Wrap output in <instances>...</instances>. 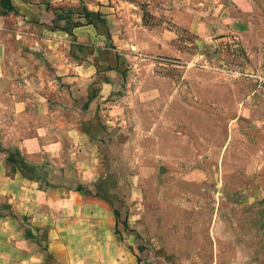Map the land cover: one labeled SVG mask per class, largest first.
Here are the masks:
<instances>
[{"label": "crops", "instance_id": "1", "mask_svg": "<svg viewBox=\"0 0 264 264\" xmlns=\"http://www.w3.org/2000/svg\"><path fill=\"white\" fill-rule=\"evenodd\" d=\"M67 1L76 19L65 0L0 8V204L12 212L0 264H143L104 194L144 193L155 165L182 182L183 161L194 184L215 152L237 204L253 195L264 219V0H144L152 24L108 0ZM221 41L241 50L234 72L203 52Z\"/></svg>", "mask_w": 264, "mask_h": 264}, {"label": "rangeland", "instance_id": "2", "mask_svg": "<svg viewBox=\"0 0 264 264\" xmlns=\"http://www.w3.org/2000/svg\"><path fill=\"white\" fill-rule=\"evenodd\" d=\"M108 1L118 4L123 10L138 11L144 15L145 23H155L156 17L147 11L148 4L144 0ZM67 2L65 0V15L68 19H76L79 13ZM181 38L183 49L190 52L186 43L188 38L184 34ZM240 51L229 41H221L217 47L203 50L206 56H216L214 68L233 72L237 67L233 60H237ZM171 75L175 77L179 74L175 72ZM207 158L208 161L204 157L199 158L197 169H208L209 176L193 178V182L197 181L194 184L189 183V177L184 173L195 166L183 161L176 167V172L183 176L182 182L175 184V176H159L155 165L149 170L151 175L142 177L143 181L139 179L144 185V193H127L126 185L121 184L118 186L120 192L104 194L115 207L119 221L128 219L127 231L130 235L127 240L135 247L143 264H264V219L262 215L254 217L253 213L254 201L258 200L252 195L250 208L237 204L238 195L241 196L237 193V178L226 177L224 182L219 172L221 162L217 152ZM232 158L225 163L227 169H236L239 165ZM117 163L121 164V161ZM153 172L156 174L153 175ZM224 185L228 186L225 191ZM239 208L245 214L241 215ZM0 213L2 216L12 215L11 209H0ZM251 222L258 225L262 222L256 226V232L251 230ZM246 232L253 237L247 239L246 235L244 240ZM228 234L234 235L233 239H228Z\"/></svg>", "mask_w": 264, "mask_h": 264}, {"label": "trees", "instance_id": "3", "mask_svg": "<svg viewBox=\"0 0 264 264\" xmlns=\"http://www.w3.org/2000/svg\"><path fill=\"white\" fill-rule=\"evenodd\" d=\"M0 8L4 9V10H7V11L12 10V7L10 5V0H0ZM85 15H86L87 18H95L96 21H98L100 23H104L103 20L97 14H88V13H86ZM0 209L10 210V207L8 205L4 204L3 206H0ZM2 215L3 214L0 213V216H2ZM115 216H117V212L116 211H115Z\"/></svg>", "mask_w": 264, "mask_h": 264}, {"label": "built area", "instance_id": "4", "mask_svg": "<svg viewBox=\"0 0 264 264\" xmlns=\"http://www.w3.org/2000/svg\"><path fill=\"white\" fill-rule=\"evenodd\" d=\"M262 50L264 51V43H263V45H262Z\"/></svg>", "mask_w": 264, "mask_h": 264}]
</instances>
